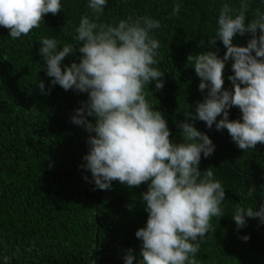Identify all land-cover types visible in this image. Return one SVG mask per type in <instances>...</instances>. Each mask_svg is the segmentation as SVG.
Wrapping results in <instances>:
<instances>
[{"label":"trees","instance_id":"16d2710c","mask_svg":"<svg viewBox=\"0 0 264 264\" xmlns=\"http://www.w3.org/2000/svg\"><path fill=\"white\" fill-rule=\"evenodd\" d=\"M87 3L61 0L60 12L46 14L39 28L15 40L0 26V259L8 257V264H124L129 254L133 264L142 260L135 232L147 220L141 201L147 184L130 188L113 181L108 190L96 188L90 171L81 167L90 134L70 119L87 94L55 85L44 95L36 87L43 80L47 90L52 79L39 69L43 64L39 40L47 36L57 39L59 46L76 43L81 17L97 16ZM175 4L180 10L172 15ZM224 4L240 10V0H108L96 19L100 24L144 16L160 21L153 35L160 45L155 67L164 73L163 88L155 90L153 83L145 92L164 115L170 139L176 142L181 139L177 123L186 118L187 110L195 114V104L207 94V89L199 90L200 78L187 57L217 49L223 57L222 42L217 39L215 46L208 42L215 36ZM258 9L264 11V0H248V20ZM250 38L247 33L237 35L233 44L246 46ZM79 58L74 48L62 64ZM232 62H226L223 73L228 89ZM240 116L238 107L229 109V120ZM194 126L215 144L212 155L202 156L199 169L211 167L225 188L223 216L211 218V232L200 245L196 264H264V223L247 218L238 229L231 218L237 205L256 208L264 203V145L244 151L226 129L217 131L215 125L209 129L199 120ZM252 186L256 190L249 197ZM244 235L250 238L244 241Z\"/></svg>","mask_w":264,"mask_h":264},{"label":"clouds","instance_id":"9594fccd","mask_svg":"<svg viewBox=\"0 0 264 264\" xmlns=\"http://www.w3.org/2000/svg\"><path fill=\"white\" fill-rule=\"evenodd\" d=\"M107 3L88 0L87 7L98 19ZM61 10V0H0V26L9 29L15 40L39 28L46 14ZM179 10L175 4L171 14ZM247 10L248 0H240L238 12L229 4L220 9L215 36L208 44L215 46L220 40L226 48L222 58L218 49L187 57L200 78L199 90L207 89V94L195 104V114L187 110L186 118L177 123L180 142L170 139L164 115L149 103L145 92V86L153 83L155 90L163 88L164 73L155 67L160 45L153 35L160 28L159 20L128 17L100 24L83 16L75 28L76 43L59 46L57 39L47 36L39 40L43 59L39 69L52 78L47 90L43 80L37 82L40 93L48 95L51 86L59 85L65 91L87 94L70 119L90 134L81 167L90 171L91 182L100 190L110 189L113 181L130 188L147 184L141 194L147 220L135 232L141 241L140 264H196L200 245L211 232V218L223 216L225 188L211 167L199 169L202 156L212 155L215 144L194 126L195 121L205 122L209 129L213 125L217 131L226 129L241 150L264 145V11L258 9L255 18L248 20ZM246 33L251 36L246 46L233 44L234 37ZM74 48L79 62L62 64ZM229 59L233 61V74L227 77L231 89L224 87L223 75ZM234 106L241 116L229 120ZM255 190L250 187L247 196ZM128 207L131 210L133 205ZM231 218L238 229L247 218L264 223V203L256 208L237 205ZM8 260L5 256L0 264ZM124 264H133L131 254Z\"/></svg>","mask_w":264,"mask_h":264}]
</instances>
